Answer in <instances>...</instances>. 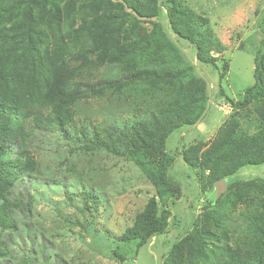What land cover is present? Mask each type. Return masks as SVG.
Returning <instances> with one entry per match:
<instances>
[{
    "label": "trees",
    "instance_id": "16d2710c",
    "mask_svg": "<svg viewBox=\"0 0 264 264\" xmlns=\"http://www.w3.org/2000/svg\"><path fill=\"white\" fill-rule=\"evenodd\" d=\"M85 5L94 14L84 25L97 47L86 50L95 52L94 59L90 53L89 57L74 53L50 66L42 59L39 47L44 36L41 21L48 18L58 26L63 16L84 7L82 1L0 0V84L4 86L0 88V226L18 231L20 222L13 214L18 209L24 217L25 237L29 236L33 199L23 193L12 199V190L20 181L29 185L31 174L37 172L36 160L25 152L33 133L57 131L66 139L84 142L91 150L107 151L135 163L154 184L155 193L120 235L124 242L138 241L139 248L166 234L172 222L178 224L170 204L181 199L183 187L170 176L176 156L167 152L166 143L176 129L201 120L208 100L206 80L194 73L159 20L161 7L166 9L171 33L194 45L200 61L217 68L223 62L224 73L229 69L224 59L226 48L209 19L183 0H89ZM102 5L111 7V13ZM262 28L264 31V22ZM106 32L116 35L119 45L108 47ZM110 50L113 62L123 68L117 77L106 76L99 69L103 63L100 55ZM8 62L22 64L27 79L17 81L5 74ZM254 63L255 83L245 89L242 99L229 98L234 112L214 147L201 158L193 154L192 146L178 151L196 169L204 192L215 189L216 182L245 165L264 164V116L252 132L238 127L240 110L264 103V36ZM32 79L39 81V86L24 96L22 89ZM144 84V96L151 95L152 100L145 116L107 129H96L87 121L80 133L73 134L81 99ZM161 90L168 102L157 101ZM30 100H35V106ZM45 107L49 113L44 114ZM30 190L25 185L24 191L30 194ZM93 196L85 192L79 195L83 202L77 206L84 220L91 206L100 202L99 196ZM238 205L240 221L231 223ZM45 249L42 245L43 253ZM26 256L25 264H35ZM165 264H264V178L229 182L219 197L203 207L193 228L173 245Z\"/></svg>",
    "mask_w": 264,
    "mask_h": 264
},
{
    "label": "rangeland",
    "instance_id": "374dc122",
    "mask_svg": "<svg viewBox=\"0 0 264 264\" xmlns=\"http://www.w3.org/2000/svg\"><path fill=\"white\" fill-rule=\"evenodd\" d=\"M79 1L84 7L79 6L78 11L67 18L63 16L60 25L56 26L48 18L41 21L44 36L39 47L42 59L50 66L58 65L74 53L89 57L91 51L86 50L97 48L90 39L92 35L89 37L84 27L94 17L85 5L89 0ZM183 1L209 19L210 27L226 48L224 59L229 62V69L224 73L223 62L217 68L200 61L194 45L171 33L166 9L161 7L159 20L194 67V73L205 79L208 85L207 109L201 120L176 129L166 143L167 152L176 156L170 176L183 187L181 199L170 204L178 224L172 222L166 234L153 237L139 248L136 240H120L133 216L155 193L154 184L131 161L107 151L91 150L84 142L66 139L57 131L37 130L25 150L36 160L37 172L31 174L29 185L20 181L11 194L12 199L21 193L33 199L32 218L28 223L30 234L25 237L24 217L17 209L13 214L20 222V229L11 232L0 226V264H25L26 255H30L35 264H165L173 245L193 228L203 207L217 198L216 184L215 189L202 191L196 169L187 164L178 151L182 146H192L197 157L207 154L234 112L229 98L234 101L242 99L245 89L255 83L254 59L264 36V0ZM110 8L102 5V9L111 13ZM106 29H109L108 25ZM105 35L108 47L119 45L116 35L108 32ZM111 50L100 55L103 63L99 69L106 76L117 77L123 68L120 63L113 62ZM92 52L94 59L95 52ZM10 64L8 62L5 74L17 81L27 79L28 72L22 64ZM38 86L39 81L30 80L22 89L24 96H29ZM3 87L0 84V88ZM146 87L144 84L119 93L104 91L96 97L81 99L76 106L73 134L80 133V128L87 121L96 129H107L110 126L121 127L134 117L142 118L146 109L152 106L151 95L144 96ZM156 99L158 102L169 101L162 90L158 91ZM30 101L35 106V100ZM49 111V108H43L44 114ZM262 116L264 103L240 110L239 129L252 132ZM256 178H264V164L245 165L224 179L225 190L229 182ZM25 185L32 189L30 194L24 191ZM84 192L100 197V202L96 207L91 206L85 220L78 209L83 202L79 195ZM2 202L0 200V204ZM240 208L238 205L233 212L231 223L240 221ZM42 245L46 247L45 253Z\"/></svg>",
    "mask_w": 264,
    "mask_h": 264
},
{
    "label": "water",
    "instance_id": "95a60500",
    "mask_svg": "<svg viewBox=\"0 0 264 264\" xmlns=\"http://www.w3.org/2000/svg\"><path fill=\"white\" fill-rule=\"evenodd\" d=\"M226 188V181L224 179L219 180L216 182V189H217V197L220 196L222 191H224Z\"/></svg>",
    "mask_w": 264,
    "mask_h": 264
}]
</instances>
